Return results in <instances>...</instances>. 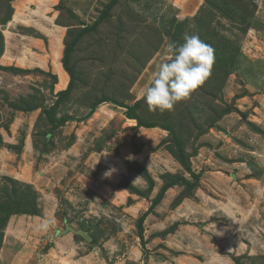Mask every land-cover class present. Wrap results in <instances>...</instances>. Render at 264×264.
I'll use <instances>...</instances> for the list:
<instances>
[{
	"label": "rangeland",
	"instance_id": "rangeland-1",
	"mask_svg": "<svg viewBox=\"0 0 264 264\" xmlns=\"http://www.w3.org/2000/svg\"><path fill=\"white\" fill-rule=\"evenodd\" d=\"M185 33L211 75L137 106ZM0 257L264 264V0H0Z\"/></svg>",
	"mask_w": 264,
	"mask_h": 264
},
{
	"label": "clouds",
	"instance_id": "clouds-1",
	"mask_svg": "<svg viewBox=\"0 0 264 264\" xmlns=\"http://www.w3.org/2000/svg\"><path fill=\"white\" fill-rule=\"evenodd\" d=\"M167 52L144 91L149 111L172 110L177 102L189 98L211 75L215 62L213 47L198 34L185 33L183 43L167 44ZM104 175H111V170Z\"/></svg>",
	"mask_w": 264,
	"mask_h": 264
},
{
	"label": "trees",
	"instance_id": "trees-1",
	"mask_svg": "<svg viewBox=\"0 0 264 264\" xmlns=\"http://www.w3.org/2000/svg\"><path fill=\"white\" fill-rule=\"evenodd\" d=\"M70 50H71V48L70 47H68L67 48V50L65 51V53H66V56H65V58H64V65H65V68L68 70V72L72 75V77H73V70L70 68V66H69V64H68V58H69V56H70V54H69V52H70ZM72 82V84L74 83L73 82V80H71ZM72 84H71V87H72ZM74 85V84H73ZM70 90H71V88L69 89V90H67V92H65L66 94H63V96L64 95H68L69 94V92H70ZM107 99H110L109 97H105V96H103V98H100V101H104V100H107ZM143 99V98H142ZM139 100L138 101V103H137V106H140L142 103H143V101H145V100ZM99 101V102H100ZM137 107H135V106H128V110H127V115L129 116V117H134V118H137L138 117V114H137V112L135 111V109H136ZM150 125H153V124H150ZM26 211V210H25ZM6 221V220H5Z\"/></svg>",
	"mask_w": 264,
	"mask_h": 264
},
{
	"label": "crops",
	"instance_id": "crops-1",
	"mask_svg": "<svg viewBox=\"0 0 264 264\" xmlns=\"http://www.w3.org/2000/svg\"><path fill=\"white\" fill-rule=\"evenodd\" d=\"M11 220H13V221H15L16 219L15 218H11L10 219V222H11ZM23 221V220H22ZM24 222V221H23ZM18 227H21V225L19 224L16 228H15V230L18 228ZM14 228V225L13 224H9L8 226H7V229H6V231H10V232H12V229ZM22 228H23V230H25V231H27V233L28 234H30L31 232V224H30V222L27 224V226H25L24 227V225H22ZM10 242V244L9 245H7L6 246V248H4V250H3V252L5 253L7 250L6 249H8V250H11L12 252L14 251L15 252V254H16V258H15V260L17 259V260H19V257H20V252H21V249L19 250V249H17V247L15 248V246H14V244H16V242H12L11 240L9 241ZM14 243V244H13ZM13 244V245H12ZM1 258V257H0ZM8 258V259H7ZM2 259V258H1ZM5 259L6 260H10L11 259V257H5Z\"/></svg>",
	"mask_w": 264,
	"mask_h": 264
},
{
	"label": "water",
	"instance_id": "water-1",
	"mask_svg": "<svg viewBox=\"0 0 264 264\" xmlns=\"http://www.w3.org/2000/svg\"><path fill=\"white\" fill-rule=\"evenodd\" d=\"M71 231H73L74 233L76 234H79L81 236H83L84 238H86L87 240H91L92 237L89 235V233L86 231V230H77V229H74V228H70Z\"/></svg>",
	"mask_w": 264,
	"mask_h": 264
}]
</instances>
